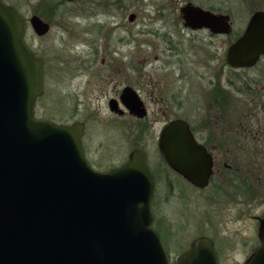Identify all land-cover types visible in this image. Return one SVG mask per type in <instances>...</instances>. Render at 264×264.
Instances as JSON below:
<instances>
[{
  "label": "water",
  "instance_id": "95a60500",
  "mask_svg": "<svg viewBox=\"0 0 264 264\" xmlns=\"http://www.w3.org/2000/svg\"><path fill=\"white\" fill-rule=\"evenodd\" d=\"M179 13L186 27L231 33L228 14L190 2ZM29 24L39 37L50 29L38 16ZM25 28L19 12L0 0V264H170L151 229L153 182L145 155L132 152L119 168L98 172L85 160L81 123L59 125L35 117L44 63L25 45ZM261 56L264 11H256L228 47L226 60L249 68ZM122 98L131 113L145 115L132 89ZM109 109L116 110L114 102ZM158 146L187 181L207 184L211 161L194 144L186 122L168 123ZM259 237L261 247L244 264H264V218ZM177 264H217L213 242L195 238Z\"/></svg>",
  "mask_w": 264,
  "mask_h": 264
},
{
  "label": "flooded vegetation",
  "instance_id": "af4514ba",
  "mask_svg": "<svg viewBox=\"0 0 264 264\" xmlns=\"http://www.w3.org/2000/svg\"><path fill=\"white\" fill-rule=\"evenodd\" d=\"M120 1H114L111 5L123 9ZM1 2L8 5L3 0ZM37 15L33 14L32 17ZM133 15L132 21L128 17L130 23L135 21L136 15ZM42 21L49 24L43 19ZM177 21L179 24L172 22L170 25L174 31L176 27H181L179 29L184 32L183 35L171 30L161 35L159 52L163 57L169 58V62L164 61L158 67L166 68L168 64L171 68L168 75L164 78L160 75L145 76L143 71H138L137 78L128 82L121 67L110 66L108 75L101 76L97 82L102 84L104 80L103 84L106 86L100 85V89L105 88V91L100 93L102 98L98 96L96 100L99 102L104 99L108 108L114 102L116 110L109 111L117 122L115 124L118 130L127 133L128 130L133 132L137 129L142 136L153 138L150 146L144 141L140 148H134L131 153L138 151L145 155L153 182L150 200L151 229L159 237L169 263L177 264L178 257L195 239L186 248H179V252L172 257L164 245L162 234H166V231L161 228L165 225L160 222L159 229L154 206L160 182L162 185H169L173 192V177L175 182L185 186V190L200 192V202L205 209L203 216L207 221L215 213L224 225L227 222L241 223L237 228L238 235L224 234L219 239L210 235L199 237L209 238L213 242L217 264H228L232 260V251L237 250L244 252L241 254V261L235 264H244L262 245L259 229L264 218V76L260 72L257 75L250 72L264 56L252 67H232L226 60L227 49L232 42L224 50L222 40L223 37L230 36L232 30L230 34L224 35L206 28L192 29L185 26L181 15ZM115 26L125 31V26L120 22ZM107 58L109 62L113 59L111 55ZM155 60H158L157 56ZM127 88L132 89L141 101V109L145 112L143 117L131 113L126 107L125 103L128 101L122 98V94ZM130 120L137 123L134 129L132 124L128 127L127 122ZM174 120L187 123L194 144L211 161V173L204 187L193 185L173 170L159 150L161 132ZM77 122L83 125L82 147L85 160L96 170L83 141L86 122ZM130 154L122 163L109 167L105 172L125 164ZM207 221L204 225L208 227ZM167 236V242L171 237L176 240L173 234L170 236L167 233Z\"/></svg>",
  "mask_w": 264,
  "mask_h": 264
},
{
  "label": "rangeland",
  "instance_id": "374dc122",
  "mask_svg": "<svg viewBox=\"0 0 264 264\" xmlns=\"http://www.w3.org/2000/svg\"><path fill=\"white\" fill-rule=\"evenodd\" d=\"M3 1L26 19L24 43L44 60V91L35 103V117L59 125L85 121L83 141L94 168L101 172L122 163L144 141L149 146L153 142H150L153 138L142 136L137 129L127 133L118 130L107 102L104 99L97 102L96 98L105 91V88L100 89L104 80L102 84L97 82L101 76L108 75L110 66L121 67L128 82L137 78L138 71H143L145 76L164 78L168 75L171 69L168 64L166 68L158 67L164 61L169 62V58L159 52L161 35L170 30L184 34L181 27L174 31L170 24H179V8L188 2L230 16L232 33L222 38L224 50L244 32L254 12L264 11V0H77L72 4L63 0L59 6L52 3L54 0ZM114 1H120L123 9L111 5ZM132 13L136 18L130 23L128 17ZM33 14H39V18L50 24L46 35L39 37L32 30L28 20ZM119 22L125 26V31L115 26ZM113 50L116 52H111ZM109 55L113 57L110 62ZM259 72L264 76V59L250 73ZM130 121L128 127L132 124L134 129L137 123ZM172 181L173 192L169 185L160 182L154 206L159 229L160 222L166 227L161 228L166 231L162 236L171 257L201 235L219 239L224 234H237L241 223L224 225L215 213L207 221L200 192L185 190L173 177ZM167 233L175 235L176 240L171 237L167 242ZM243 252L232 251L228 264L241 261Z\"/></svg>",
  "mask_w": 264,
  "mask_h": 264
},
{
  "label": "trees",
  "instance_id": "16d2710c",
  "mask_svg": "<svg viewBox=\"0 0 264 264\" xmlns=\"http://www.w3.org/2000/svg\"><path fill=\"white\" fill-rule=\"evenodd\" d=\"M54 5H62L63 3H64V1L63 0H54L53 2H52ZM52 8V7H51ZM45 9L46 10H49V8H47V7H45ZM44 9V13H46V10ZM39 15V14H38Z\"/></svg>",
  "mask_w": 264,
  "mask_h": 264
}]
</instances>
